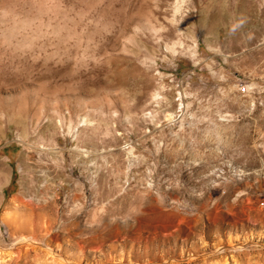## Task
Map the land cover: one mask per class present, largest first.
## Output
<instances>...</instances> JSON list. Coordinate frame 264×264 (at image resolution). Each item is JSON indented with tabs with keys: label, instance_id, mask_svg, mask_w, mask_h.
I'll use <instances>...</instances> for the list:
<instances>
[{
	"label": "rangeland",
	"instance_id": "obj_1",
	"mask_svg": "<svg viewBox=\"0 0 264 264\" xmlns=\"http://www.w3.org/2000/svg\"><path fill=\"white\" fill-rule=\"evenodd\" d=\"M0 10V264H264V0Z\"/></svg>",
	"mask_w": 264,
	"mask_h": 264
},
{
	"label": "clouds",
	"instance_id": "obj_2",
	"mask_svg": "<svg viewBox=\"0 0 264 264\" xmlns=\"http://www.w3.org/2000/svg\"><path fill=\"white\" fill-rule=\"evenodd\" d=\"M9 19H16V13L13 10L12 12L6 10H0V24L4 23Z\"/></svg>",
	"mask_w": 264,
	"mask_h": 264
}]
</instances>
